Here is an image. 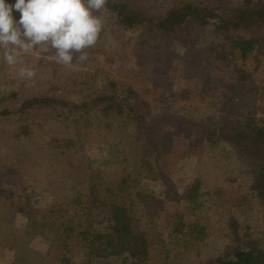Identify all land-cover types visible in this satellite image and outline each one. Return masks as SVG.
<instances>
[{"label": "rangeland", "instance_id": "rangeland-1", "mask_svg": "<svg viewBox=\"0 0 264 264\" xmlns=\"http://www.w3.org/2000/svg\"><path fill=\"white\" fill-rule=\"evenodd\" d=\"M140 1L147 2L149 6H162V9L183 0ZM6 2L14 4L16 0ZM13 15L19 20V12ZM132 33H120L104 25L92 57L89 56L88 61L77 69L55 62L50 59L52 53L43 49L25 55L23 65L9 67L0 51V102L7 101L11 93H17L19 98L31 95V92L45 94L53 72H58L56 76L60 78L54 82L63 88L66 83L62 79H68L65 71L71 72L74 78L73 74L79 69L81 72L75 77L77 91H72L70 95L54 92V95L70 101L82 100L87 95L103 92L107 80L111 79L137 89L161 117L170 118L172 115L192 119L214 115L228 120L253 114L257 119L264 118V56L257 58L258 63L252 60L250 64L254 67V78L260 92L257 96H246L240 94V89L232 90L228 83H218L220 78H224L225 71L217 67L211 68L203 62L200 68L187 73L178 68L177 55L186 56L187 53L181 46L167 51L160 59L138 55L130 46L123 47L122 41L134 37L135 32ZM207 33L204 32L199 40L203 50L218 41ZM21 66L33 68L36 76L31 80L20 78L18 72ZM228 98L231 101L228 102ZM13 104L4 103L7 107ZM68 111L61 109L58 113L65 116ZM92 112L87 117L89 125L83 118L76 127L67 126L57 119V112L48 109L38 114H31L30 111L24 119L15 117L8 124H0V186L13 192L11 200L19 209L12 218L14 209L7 215L0 207V241L5 243L9 239V244L0 246V264L41 263L46 250L44 241L32 239L17 257L15 253L19 242H15L12 235L22 230L20 227L26 218L29 219L27 216L41 223L43 209L49 207L56 197L59 200L63 194H72L68 188L80 181L74 172L79 164L85 165L87 171L98 174L100 181H94L100 183V189L114 186L124 168L138 169L140 150L137 130L126 126L122 119ZM31 119L32 123H42L44 128L34 130L32 136L36 138L33 140L31 132L29 136L17 138L16 130L20 125H26L31 131ZM53 140H79L81 145L66 150L62 144H52ZM162 141L166 155L158 165L165 171L179 197L165 198L163 183L152 185L145 176L147 169H138L141 182L151 185L150 189L156 197L152 202L155 212L134 210L135 216L142 219L139 229L146 234L154 254L159 248L170 250L174 247L166 264H200L216 257L230 246L234 247L227 226L230 216L238 219L241 234L264 243V216L249 187L252 181L250 169L239 159L234 148L226 143L210 145L203 135L182 128L167 129ZM196 182L199 183L197 199L187 202L185 190ZM190 236V250H184L183 240L190 239ZM178 242L179 245L176 244ZM163 260L159 256L155 262ZM102 264L123 263L111 259Z\"/></svg>", "mask_w": 264, "mask_h": 264}, {"label": "trees", "instance_id": "trees-1", "mask_svg": "<svg viewBox=\"0 0 264 264\" xmlns=\"http://www.w3.org/2000/svg\"><path fill=\"white\" fill-rule=\"evenodd\" d=\"M161 7L149 6L140 0H108V10L102 13L103 24L120 33L135 32L137 36L122 41L121 45L130 46L138 55L160 59L167 51L181 46L187 53L186 56L177 55L178 68H183L184 72L200 68L204 62V65L225 71L224 78L218 83H228L232 90L240 89V94L246 96L259 94L254 67L250 64L264 56V0H183L178 4L170 3L167 8ZM204 32L218 38L205 50L199 46ZM93 53V48L89 49V56ZM80 72L76 70L73 78L71 72L65 71L68 79H62L66 83L63 88L54 82L60 78L56 76L58 72H53L50 86L42 95L31 92V95L19 98L17 93H11L7 101L0 102V124H8L15 117L24 119L30 111L38 114L47 109L57 112L58 120L74 127L81 119L90 117L92 111L103 117L122 119L126 126L138 132V169H147L145 176L152 185L163 183L167 199H177L179 195L158 165L166 155L162 141L164 132L178 128L196 132L210 145L226 143L234 148L239 159L250 169L252 181L249 187L264 216V118L257 119L253 114L228 120L214 115L192 119L172 115L161 117L137 89L111 79L107 80L103 92L87 95L82 100L70 101L54 95V92L68 95L75 92V77ZM8 102H14L13 106L4 105ZM61 109L69 110L67 115L58 113ZM32 122L31 119V131L26 125L19 126L17 138L29 136L30 132L31 140L36 138L32 136L34 130L42 129L44 125ZM87 124H90L89 119ZM54 143L62 144L66 150L81 145L79 140H53ZM138 169L124 168L114 186L100 189V183H95L96 179L100 181L98 174L79 164L74 172L80 181L68 188L72 194H63L59 200L56 197L43 209L41 223L30 215L27 216L29 219L25 217L22 230L12 235L13 240L19 242L15 256L19 257V252L26 244H31L32 239L39 238L46 244L40 264H102L111 259L123 264H166L174 247L170 250L159 248L154 254L146 234L139 229L142 219L134 214L135 209L155 212L152 202L156 197L151 185L141 182ZM198 187L196 182L185 190L187 202L197 199ZM12 195L13 192L0 186V207L7 215L14 209L13 218L19 209L11 200ZM227 226L234 247L230 246L224 253L200 264H264V243L241 234V224L235 216L228 218ZM179 231L183 232V229ZM191 239L190 236L183 240L184 250H190ZM8 242L9 239L5 243L0 241V246ZM159 256L164 260L156 263Z\"/></svg>", "mask_w": 264, "mask_h": 264}, {"label": "clouds", "instance_id": "clouds-1", "mask_svg": "<svg viewBox=\"0 0 264 264\" xmlns=\"http://www.w3.org/2000/svg\"><path fill=\"white\" fill-rule=\"evenodd\" d=\"M108 0H0V51L9 67L23 65L24 56L41 49L50 59L77 69L89 59V49L103 32L102 13ZM19 12V20L13 13ZM49 58V57H45ZM18 75L31 80L33 68L21 66Z\"/></svg>", "mask_w": 264, "mask_h": 264}]
</instances>
